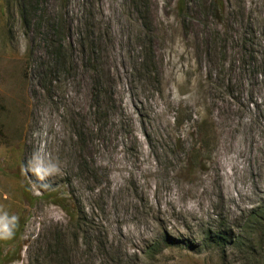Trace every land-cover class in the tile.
Listing matches in <instances>:
<instances>
[{"label":"rangeland","instance_id":"obj_1","mask_svg":"<svg viewBox=\"0 0 264 264\" xmlns=\"http://www.w3.org/2000/svg\"><path fill=\"white\" fill-rule=\"evenodd\" d=\"M0 264H264V0H0Z\"/></svg>","mask_w":264,"mask_h":264},{"label":"trees","instance_id":"obj_2","mask_svg":"<svg viewBox=\"0 0 264 264\" xmlns=\"http://www.w3.org/2000/svg\"><path fill=\"white\" fill-rule=\"evenodd\" d=\"M223 10V9H222ZM174 124L176 125V126H178V127H181L183 124H184V122H183V119L182 118H175L174 119ZM180 140V139H179ZM166 240H167V238H165Z\"/></svg>","mask_w":264,"mask_h":264}]
</instances>
